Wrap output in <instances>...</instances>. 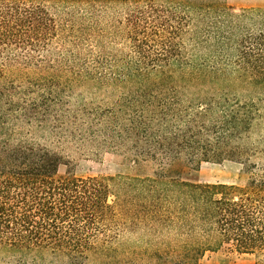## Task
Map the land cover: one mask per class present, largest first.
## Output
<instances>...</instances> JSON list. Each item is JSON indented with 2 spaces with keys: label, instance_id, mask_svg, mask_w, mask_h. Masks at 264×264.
Masks as SVG:
<instances>
[{
  "label": "trees",
  "instance_id": "obj_1",
  "mask_svg": "<svg viewBox=\"0 0 264 264\" xmlns=\"http://www.w3.org/2000/svg\"><path fill=\"white\" fill-rule=\"evenodd\" d=\"M263 87L264 8L0 0V256L191 264L219 249L264 253V164L242 147ZM37 131L107 146L151 172L59 175L62 158ZM225 159L242 165L244 184L183 179ZM124 232L136 239L123 244Z\"/></svg>",
  "mask_w": 264,
  "mask_h": 264
},
{
  "label": "rangeland",
  "instance_id": "obj_2",
  "mask_svg": "<svg viewBox=\"0 0 264 264\" xmlns=\"http://www.w3.org/2000/svg\"><path fill=\"white\" fill-rule=\"evenodd\" d=\"M223 4L235 12L245 8H264V0H223ZM85 96L86 101H95L98 104L107 101V98L104 100L100 96L90 94H85ZM236 96L245 100L250 94H246L244 90H238ZM251 98L258 102L260 117L248 138L242 142V147L250 151L252 161L261 165L264 164V87L251 93ZM35 138L61 156L62 162L57 170L59 175L71 174L76 177L132 175L150 173L152 169L150 163L141 166L134 164L127 155L120 151L111 150L107 146H94L86 141L79 142L67 133L55 135L51 131H37ZM256 172L264 176L262 167H258ZM247 177L248 174L243 171L240 163L225 159L221 162L201 161L199 165L186 169L183 179L201 184L241 185L245 183ZM135 239V235L131 233L124 232L120 236V242L126 245ZM0 264H68V260L64 257L53 258L46 254L41 259L29 258L19 263L11 256H0ZM83 264H99V259L89 255ZM191 264H264V253L248 254L219 249L205 252L195 263L191 262Z\"/></svg>",
  "mask_w": 264,
  "mask_h": 264
}]
</instances>
